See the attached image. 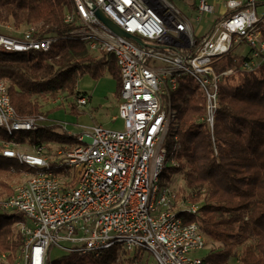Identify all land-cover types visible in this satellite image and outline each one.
<instances>
[{
  "label": "built area",
  "instance_id": "1",
  "mask_svg": "<svg viewBox=\"0 0 264 264\" xmlns=\"http://www.w3.org/2000/svg\"><path fill=\"white\" fill-rule=\"evenodd\" d=\"M180 2L186 9L175 0H73L65 13V21L77 25L72 36L116 59L120 86L114 119H121V129L92 124L68 132L76 135L75 142L49 141L52 146L17 141V134L45 126L47 116L19 117L8 84L0 79V155L28 168L23 171L28 177L0 200V213L21 216L16 227L22 244L10 264H49L53 245L65 255H99L120 245L141 250L144 259L151 255L156 264H204L215 239L200 219L201 204L178 199L164 177L185 162L176 153L179 121L172 93L183 76L191 75L206 98L200 121L213 132L222 83L237 70L217 72L215 64L228 54L247 56L241 70L264 63V0ZM97 10L142 43L113 31ZM193 15L215 17L196 34ZM55 39L31 28L24 35L0 33V47L48 51ZM88 101L80 93L75 105ZM186 213L195 219L186 221ZM204 249L208 253L202 256Z\"/></svg>",
  "mask_w": 264,
  "mask_h": 264
},
{
  "label": "trees",
  "instance_id": "2",
  "mask_svg": "<svg viewBox=\"0 0 264 264\" xmlns=\"http://www.w3.org/2000/svg\"><path fill=\"white\" fill-rule=\"evenodd\" d=\"M66 8H73V0H0V21L37 26L40 37L56 36L48 51L9 52L0 47V78L9 83L8 92L19 117L42 113L39 97H76L80 94L77 81L84 74L97 79L108 70L117 81L118 96L120 70L114 55L91 54L84 38L72 36L77 25L65 21ZM246 59L228 54L215 64L217 72L235 67L236 72L226 78L237 73L240 78L233 92L221 88L213 132L200 121L206 98L191 75L183 76L172 93L179 121L176 153L188 168L183 174L188 195L194 203L203 202L200 219L221 245L210 250L204 264H228L239 246V264H264V63L252 71L241 70ZM71 110L79 114L76 106ZM56 128L55 124L43 126L14 139L30 143L77 140L76 135ZM174 145L170 138L168 148L172 150ZM11 167L16 168L15 175L28 169L0 155L2 198L13 192L8 176ZM172 170H166L164 177L169 179ZM178 199L186 200V195L180 197L178 192ZM194 219L193 214H185L186 221ZM19 220L16 213H0V264L15 261L22 244L21 234L15 230ZM147 260L141 250L127 251L114 245L99 255L70 253L49 264H147Z\"/></svg>",
  "mask_w": 264,
  "mask_h": 264
},
{
  "label": "rangeland",
  "instance_id": "3",
  "mask_svg": "<svg viewBox=\"0 0 264 264\" xmlns=\"http://www.w3.org/2000/svg\"><path fill=\"white\" fill-rule=\"evenodd\" d=\"M175 3L179 5L181 8L186 9L183 4L180 2V0H175ZM67 11V8L65 9V13ZM217 14V13H216ZM66 15V14H65ZM215 15L209 16V17H203L201 20H197L195 18V15L192 16V21L194 25V29L196 34H200L204 32L208 26L213 22ZM33 28V31H37V26H32L30 24H22L20 26H16L13 22V20H10L9 22H3L0 21V33H5L9 35H24L26 31ZM89 51L91 54H95L98 57H101L103 53H100L94 49L89 48ZM240 78V74H234L232 78H226L223 81L222 87L233 92L234 87L237 84L238 80ZM1 79V78H0ZM4 80V79H2ZM7 84L8 81L4 80ZM78 86L80 89L81 94H85L88 96L89 101L86 105H83L82 107L78 108L75 105V99L76 97H69L65 94H60L57 99H53L51 97H39L38 100L42 104V110L47 116V122L45 126L48 124H55L57 128L55 131L57 132H76L79 133L92 124H103L107 127L111 128H122V121L121 119L115 120L114 116L118 113V96L116 94L117 91V83L115 81V78L110 74L108 70H106L105 74L97 79L92 78L89 74H84L79 77L78 79ZM116 103V105H115ZM76 106L78 108L79 114L74 113L71 110V107ZM67 125V127H66ZM44 143L48 144L49 146H52L49 144V141H43ZM57 142V141H52ZM32 146V144H31ZM22 150H29V147L21 146ZM11 171L8 173V176L10 177V183L12 190H14V187L24 181L28 176L26 175V171H21L19 175H15L16 172L15 167H11ZM185 172V168L183 165L180 168H176L172 170L171 176L168 179L169 185L171 188H173L175 191L179 192L180 197H182V194L186 195L187 200H191L190 196L188 195L189 190L186 187L185 183V177L183 176ZM8 196H4L3 198L0 197V200L5 199ZM193 202V201H192ZM197 204L202 205V201L195 202ZM21 217V216H20ZM15 230H17V227L15 225ZM220 243L214 242L213 245H211V249H217L219 248ZM239 246L237 248V251L235 252V255L231 258L228 264H239ZM209 248V247H208ZM65 250L57 245H53L50 250V262L54 260H58L62 258L65 255ZM208 253L207 249H204L200 252V255L204 256ZM149 256V255H148ZM76 260H78V256H76ZM151 260V261H150ZM65 261V259H64ZM147 264H156L153 260L152 256L150 255L149 260H147Z\"/></svg>",
  "mask_w": 264,
  "mask_h": 264
},
{
  "label": "water",
  "instance_id": "4",
  "mask_svg": "<svg viewBox=\"0 0 264 264\" xmlns=\"http://www.w3.org/2000/svg\"><path fill=\"white\" fill-rule=\"evenodd\" d=\"M97 15L99 16V18H101L113 31H115L116 33L134 39L140 43H142V39L125 31L124 29H122L121 27H119L118 25H116L112 20H110L103 11L101 10H97Z\"/></svg>",
  "mask_w": 264,
  "mask_h": 264
},
{
  "label": "crops",
  "instance_id": "5",
  "mask_svg": "<svg viewBox=\"0 0 264 264\" xmlns=\"http://www.w3.org/2000/svg\"><path fill=\"white\" fill-rule=\"evenodd\" d=\"M115 81H116V79H115ZM116 83H117V81H116ZM77 90L80 91L79 86H78V82H77ZM85 94H87V93H85ZM115 105H116V103H115ZM117 106H118V105H117ZM66 127H67V125H66ZM86 127H89V126H86ZM74 133H76V132H74Z\"/></svg>",
  "mask_w": 264,
  "mask_h": 264
}]
</instances>
